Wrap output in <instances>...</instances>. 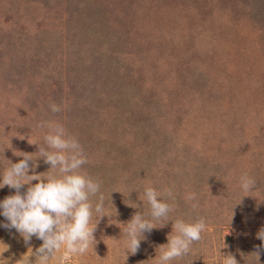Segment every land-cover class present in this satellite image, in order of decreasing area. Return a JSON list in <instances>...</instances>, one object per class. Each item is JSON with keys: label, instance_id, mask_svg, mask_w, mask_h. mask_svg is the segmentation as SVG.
<instances>
[{"label": "rangeland", "instance_id": "374dc122", "mask_svg": "<svg viewBox=\"0 0 264 264\" xmlns=\"http://www.w3.org/2000/svg\"><path fill=\"white\" fill-rule=\"evenodd\" d=\"M41 121L79 140L113 217L65 264H155L173 222L128 257L110 224L142 210L129 204L142 206L145 185L173 189L172 218H206L178 264L229 253L264 264V0H0V167L38 151L29 140L43 141ZM49 168L41 159L36 171ZM244 173L252 192L240 189ZM14 193L5 186L0 199ZM0 241L13 264L27 253L15 229L0 228Z\"/></svg>", "mask_w": 264, "mask_h": 264}, {"label": "clouds", "instance_id": "9594fccd", "mask_svg": "<svg viewBox=\"0 0 264 264\" xmlns=\"http://www.w3.org/2000/svg\"><path fill=\"white\" fill-rule=\"evenodd\" d=\"M50 108L53 113L61 110L56 104ZM37 127L49 129L42 142L29 140V143L38 145V151L21 152L23 154L18 156L23 159L19 162L12 163L7 159L8 163L0 167V189L5 186L15 189L14 194L0 199V217L4 218L0 221V228L15 229L28 246L27 253L15 260V264H65L71 258L84 257L90 246L95 247L97 225L103 217H109V221L113 217L108 214L101 181L83 170L88 161L79 140L68 134L60 123L41 121ZM41 159L50 168L38 173L36 169ZM25 185L27 188L22 191ZM239 186L242 191L252 192L256 181L244 173L239 178ZM138 193L142 206L138 203L129 205L142 207V210L127 223H122L123 227L120 223L109 222L122 229L117 240L123 238L125 255L137 253L141 241L146 239L145 233H151L171 221L173 230L167 237V243L156 248V256L151 260L155 264H178L191 254L194 243L202 241L207 228L206 218L201 216L191 222L172 218L170 213L175 209V196L171 187L158 190L145 185L142 194ZM187 199L195 200L196 194H190ZM33 237L42 241L35 249L29 246ZM257 238L264 241V228L259 230ZM8 250L9 245L0 241V264H13L14 254L9 257L3 255ZM221 264L238 262L229 253L221 254Z\"/></svg>", "mask_w": 264, "mask_h": 264}]
</instances>
